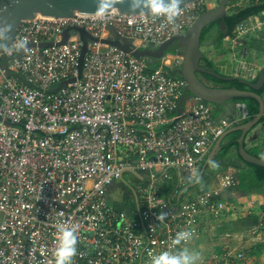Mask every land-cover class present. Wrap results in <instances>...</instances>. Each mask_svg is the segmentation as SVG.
Segmentation results:
<instances>
[{
	"label": "built area",
	"instance_id": "obj_1",
	"mask_svg": "<svg viewBox=\"0 0 264 264\" xmlns=\"http://www.w3.org/2000/svg\"><path fill=\"white\" fill-rule=\"evenodd\" d=\"M212 1L182 6L174 24L152 17L130 22L120 13L36 16L20 24L13 40L27 39L31 53L5 54L6 69L0 66V264H49L59 223L81 226L73 264H149L150 254L175 250L170 245L177 232L193 231V240L204 217L236 214L232 202L214 199L213 192L178 202V192L160 195V178L172 179L166 170L178 180L193 179L215 141L237 122L215 117V107L196 97L176 114L186 87L182 78L162 67L147 72V59L88 42L80 78L51 92L77 76L82 41L70 30L59 44L67 29L80 28L97 39L111 38V29L140 47H157L184 35ZM261 27L264 11L237 24L229 38L240 46ZM175 57L178 67L182 54ZM258 71L236 60L232 74L251 82ZM239 108L240 121L249 118L246 106ZM124 171L148 182L132 186L130 206H113L106 194ZM236 175L219 176L221 189L236 187ZM161 212L167 214L162 222L156 219ZM192 240L178 247H189ZM211 260L250 261L234 248Z\"/></svg>",
	"mask_w": 264,
	"mask_h": 264
},
{
	"label": "water",
	"instance_id": "obj_2",
	"mask_svg": "<svg viewBox=\"0 0 264 264\" xmlns=\"http://www.w3.org/2000/svg\"><path fill=\"white\" fill-rule=\"evenodd\" d=\"M200 0H184L182 6L198 2ZM217 1L213 8L207 9L200 13L194 23L188 28L184 35L172 37L168 41L160 44L157 47H140L132 40L119 36L116 32L110 29L111 38L97 39L91 37L87 32L80 28L67 29L61 42L64 44L69 37V31L73 30L79 34L82 41L81 52L77 63V76L68 81H64L51 89V92H56L67 84L75 82L80 78L82 71V63L84 56L87 52L88 42H98L100 44L108 45L116 48L117 50L130 54L136 59H149L160 61L167 54L168 50L176 47L181 51L182 58L178 67L171 70V75L180 77L186 82L184 94L179 99L176 109V114H180L183 103L190 97H196L199 100L212 104L215 109L221 108L223 105L239 98H251L258 105L257 114L251 117L247 122L235 125L226 129L219 138L215 141L213 147L205 157L203 164L199 168L197 177L193 182L185 185L177 194L176 202H178L182 195L189 189L197 187L202 181L206 168L210 161H215V158L221 150V143L224 138L232 133L239 132L240 135L236 139V153L243 163L255 165L264 168V159L257 158L251 155L244 147V142L250 131L260 124L264 115V99L263 96L256 94L264 85V68H261L257 74L256 81L248 82L243 79H238L232 76H223L211 69H207L201 64L203 54L200 51L201 46V33L202 30L213 24L218 23L219 28L224 30L225 26L222 20L227 16L226 6L230 0H215ZM120 11L115 13L124 14L126 6H117ZM258 7V6H257ZM95 10V0H0V26L3 24H12L14 38L18 27L21 23L34 19L37 15L49 18H69L74 14L92 15ZM231 34H224L223 38H229ZM52 43H41L39 46L44 48L51 46ZM241 45V42H240ZM17 54L16 56H18ZM5 56L0 55V66L6 69L4 62ZM198 74H206L218 80L225 82L237 81L238 83L246 86L249 90H238L235 87L221 88L210 87L202 83ZM10 73L7 72V76ZM20 82L25 83L19 76H15ZM10 125V123H7ZM135 173V172H133ZM137 174V173H136Z\"/></svg>",
	"mask_w": 264,
	"mask_h": 264
},
{
	"label": "crops",
	"instance_id": "obj_3",
	"mask_svg": "<svg viewBox=\"0 0 264 264\" xmlns=\"http://www.w3.org/2000/svg\"><path fill=\"white\" fill-rule=\"evenodd\" d=\"M214 1L215 0L210 3V7L208 9L214 7ZM240 2V0H230V2L226 6L227 15L230 14L228 13V10L230 8L239 9L241 7ZM261 30H263V27L258 29V32H260ZM253 35H249L248 38H252ZM248 38L242 39L240 41L241 45H237L239 49L235 50L234 48H231V46L230 49L225 45V43H228L229 40H231L230 38H223L219 44L217 42L216 32H210L205 41L201 43L200 51L203 56H205L208 61L213 64L214 67L215 65H218V67L221 68L224 73H226L223 74L225 76L233 77L232 71L235 66L236 60H245L246 62L256 65L260 70L261 68H264V58H260L259 60H257V62H255V60L258 58L254 57V54H256V52L248 47L246 43ZM254 38H256V36H254ZM231 44H233L232 41ZM225 52H231L230 58L227 60L228 64H226V59L223 57V54H226ZM175 56L176 54H168L163 59H161L160 62L162 65L167 66L170 70H172L176 67ZM170 57V63L166 62L165 60L169 59ZM229 63L232 65H230ZM218 115V117L236 119L237 122L234 125H237L241 122V111L239 108V103L229 102L223 105ZM262 143H264V123L259 124L254 129H252L244 142L246 150H253L256 147L260 146ZM260 153L261 156L264 157V147L260 148ZM214 162L218 164L219 167L213 169L209 166L206 169L204 177L199 185L197 187H194V189L190 190L185 195L183 194L184 196L182 195L181 198L185 197V199H192L206 192H213L214 199L232 202L236 208V214L230 215L228 213L221 219H211L204 217L202 219V227L200 229V232L192 240L189 248L198 252L201 258L206 259L209 257L212 259L224 249L233 247L235 250L245 254L247 258L249 257L252 264H264V189H260L255 193L242 196L238 195L237 192H234L235 189L233 188L227 190L221 189V187L219 186V176L229 172L235 175L239 172V169L241 170L244 167L243 163L238 160L235 149H231L223 160H216ZM156 171L160 172V169L157 168ZM170 172L173 171L169 169L166 170V174L172 177V179L160 178V181L157 185H161L162 188V185H164L163 183L165 181L169 183H175L178 190H181L184 185H187V175H183L184 178L178 180L174 173L172 175ZM130 174L133 175L134 178L132 176H129ZM210 174L212 175L209 176ZM207 176L209 177L207 178ZM124 177V183L128 184L129 186V191L125 190V196L128 204L121 205V203H119L116 205L114 204L113 206H130L129 202L131 198L132 186L148 182V179H143L141 175L129 171L123 172L122 179L120 181L121 183ZM247 208H251V214L249 216H244L243 211ZM226 242L232 243L233 245L229 246ZM198 264H200V261L198 262Z\"/></svg>",
	"mask_w": 264,
	"mask_h": 264
},
{
	"label": "clouds",
	"instance_id": "obj_4",
	"mask_svg": "<svg viewBox=\"0 0 264 264\" xmlns=\"http://www.w3.org/2000/svg\"><path fill=\"white\" fill-rule=\"evenodd\" d=\"M184 0H95V10L92 13L97 18L107 17L120 9L117 6H126L124 13L129 17L130 22L137 18L147 19L163 18L168 24H174L176 18L182 14V5ZM12 24H3L0 26V55L30 54L31 49L28 47V40L21 38L13 40ZM264 158V157H262ZM213 169L218 168L214 161L209 162ZM166 213L161 212L156 219L163 221ZM80 224L59 223L55 225L56 239L53 252V259L49 264H73V258L77 255L78 232ZM193 231L183 230L176 233L171 239V248L174 251L164 250L158 254H150L149 264H198L201 257L198 252L187 246L178 247L182 243L187 245L193 238Z\"/></svg>",
	"mask_w": 264,
	"mask_h": 264
},
{
	"label": "trees",
	"instance_id": "obj_5",
	"mask_svg": "<svg viewBox=\"0 0 264 264\" xmlns=\"http://www.w3.org/2000/svg\"><path fill=\"white\" fill-rule=\"evenodd\" d=\"M254 3L255 2H251V4H253V5H249V6H246L244 8L236 9L235 11H233L232 13L227 15L222 20V22L224 23V26H225L224 30H222V31L220 30L218 23H213V24L205 27L202 30L200 42L203 43L210 32H216L217 42L220 44L221 40L223 39L224 34L225 33L231 34V32L233 31V29L235 28V26L237 24L245 21L250 16H260L261 12L264 11V8H259V5L263 4V1L259 0L257 4H254ZM246 43L250 49H253L256 53L260 54V56H262V58H264V28H263V30H261L257 34L256 38H254V37L248 38ZM177 53H181V51L178 48H176L175 46L172 47L167 52V54H170V55H175ZM201 63H203L204 67H206L207 69H211L214 72H216L220 75H223L214 69L213 64L210 61H208V59L205 56L203 57V60L201 61ZM159 67H162V69L165 70L166 72H168L171 76V70L166 66H162L160 61L149 60V59L146 60V71L147 72H151L154 69L159 68ZM223 76H225V75H223ZM198 78L202 83H204L202 80V79H204L209 84H213V86H217V87H221V88L235 87L238 90H249L246 86L238 83L237 81L225 82V81L218 80V79H216L212 76L206 75V74H198ZM255 81H256V79H254L251 82L254 83ZM255 93L260 95V96H263L264 95V85L259 91L255 92ZM231 102L244 104L246 106L247 113L249 115V118L241 121L238 124H242V123L247 122L251 117H253L257 114L258 105L251 98H239V99H234ZM220 111H221V108L215 109L214 116L215 117L219 116L218 114L220 113ZM262 123H264V115L260 121V124H262ZM239 135H240L239 132H235V133H232V134H230L224 138V140L221 143V150H220L219 154L217 155V157L215 158V161L216 160L217 161L223 160L227 156V154L230 152L231 149L236 150V146H237L236 145V139L239 137ZM244 147H245V144H244ZM261 147H264V143H262L260 146L256 147L253 150H247V151L251 155H253L257 158H262L261 153L259 151V149ZM236 155H237V153H236ZM237 158L240 162H242L238 155H237ZM202 164H203V162L200 164V167ZM243 165H244V167L241 170H239V172L236 175L238 184L236 185V187L233 188V189H235L234 192H237L238 195L242 196V195H249L251 193H255V192L259 191L260 189H264V168H261V167L255 166V165H251V164H246V163H243ZM209 166H210V164L207 166V168ZM198 171H199V169H198ZM198 171L195 173L193 179H191V182H193L194 179L197 177ZM163 184L164 185H162V190L160 191V195L164 198L169 197L172 194V192H179V190H180V189L178 190L177 185H175V183H169V182L165 181ZM192 189H194V188H192ZM192 189L187 190L184 193V195Z\"/></svg>",
	"mask_w": 264,
	"mask_h": 264
},
{
	"label": "rangeland",
	"instance_id": "obj_6",
	"mask_svg": "<svg viewBox=\"0 0 264 264\" xmlns=\"http://www.w3.org/2000/svg\"><path fill=\"white\" fill-rule=\"evenodd\" d=\"M216 2L217 1H214V4H216ZM243 2V3H242ZM242 2H240V8H242V6H249V5H253V4H251V2L248 4L247 3V1H245V0H242ZM242 3V4H241ZM237 9V8H236ZM236 9H233V8H230L229 10H228V13H231V11L233 12V11H235ZM259 32H258V30H255V31H253V33H252V35H253V37L254 36H257V34H258ZM136 45H138V44H136ZM225 45H226V47L227 48H230V46H231V48H234L235 50H238L239 48L237 47V43H235V44H231V40H229V42L228 43H225ZM230 48V49H231ZM226 53V52H225ZM229 54V55H228ZM230 55H231V52H227L226 54H223V57L226 59V64H228V62H227V60L230 58ZM254 57H256V58H258V59H256L255 60V62H257V60H259L260 58H262V56H260V54H258V53H256V54H254ZM166 62H170L171 61V57L169 58V59H166L165 60ZM230 64V63H229ZM230 65H232V64H230ZM214 69L215 70H217L219 73H221V74H226V73H224L223 71H222V69L221 68H219L218 67V65H215V67H214ZM228 73V72H227ZM259 151H260V149H259ZM240 170V169H239ZM172 175H173V172H170ZM212 174H210L209 176H211ZM129 176H132L133 178H134V176L133 175H129ZM209 176H207V178L209 177ZM125 182V177H124V179L122 180V183L121 182H118V183H113L112 184V186L111 187H109V189H108V191H107V194H106V197H107V201L110 203V204H112V205H116V204H119V203H121V205H124V204H128V201H127V199H126V196H125V190L126 191H129V186H128V184H126V183H124ZM189 182H191V180H188L187 179V181H186V183L188 184ZM130 203V202H129ZM227 237V236H226ZM225 239H228V238H225ZM227 243V242H226ZM229 246H232L233 244L232 243H227ZM232 249H233V247H231ZM237 251V250H236ZM201 257V256H200ZM248 259H249V257H248ZM251 263V261H249L248 262V264H250ZM200 264H211V258H206V259H204V258H201L200 259Z\"/></svg>",
	"mask_w": 264,
	"mask_h": 264
},
{
	"label": "flooded vegetation",
	"instance_id": "obj_7",
	"mask_svg": "<svg viewBox=\"0 0 264 264\" xmlns=\"http://www.w3.org/2000/svg\"><path fill=\"white\" fill-rule=\"evenodd\" d=\"M259 8H264V1H263V4H260L259 5ZM203 66H204V64L203 63H201ZM203 80V82H204V84L205 85H207V86H210V87H213V84H209L206 80H204V79H202ZM214 87H217V86H214Z\"/></svg>",
	"mask_w": 264,
	"mask_h": 264
},
{
	"label": "bare ground",
	"instance_id": "obj_8",
	"mask_svg": "<svg viewBox=\"0 0 264 264\" xmlns=\"http://www.w3.org/2000/svg\"><path fill=\"white\" fill-rule=\"evenodd\" d=\"M37 17H39V15H37ZM166 58H168V57H166ZM166 58H165V59H166ZM169 63H170V62H169Z\"/></svg>",
	"mask_w": 264,
	"mask_h": 264
}]
</instances>
